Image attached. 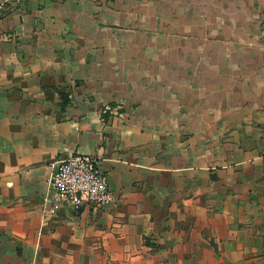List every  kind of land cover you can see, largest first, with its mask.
I'll list each match as a JSON object with an SVG mask.
<instances>
[{"label":"crops","instance_id":"crops-1","mask_svg":"<svg viewBox=\"0 0 264 264\" xmlns=\"http://www.w3.org/2000/svg\"><path fill=\"white\" fill-rule=\"evenodd\" d=\"M0 264H264V0H0Z\"/></svg>","mask_w":264,"mask_h":264},{"label":"built area","instance_id":"built-area-1","mask_svg":"<svg viewBox=\"0 0 264 264\" xmlns=\"http://www.w3.org/2000/svg\"><path fill=\"white\" fill-rule=\"evenodd\" d=\"M49 188L45 218L52 219L66 207L103 208L112 202L108 178L99 159L93 155L74 154L59 160Z\"/></svg>","mask_w":264,"mask_h":264}]
</instances>
